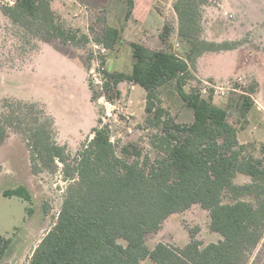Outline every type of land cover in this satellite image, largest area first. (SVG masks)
Returning <instances> with one entry per match:
<instances>
[{
	"label": "trees",
	"instance_id": "trees-1",
	"mask_svg": "<svg viewBox=\"0 0 264 264\" xmlns=\"http://www.w3.org/2000/svg\"><path fill=\"white\" fill-rule=\"evenodd\" d=\"M208 1L174 4L179 35L190 45L186 59L131 42V73L102 70L109 99L121 98V80L145 88L147 124L160 129L151 138L159 152L153 161L149 156L143 162L120 156L102 118L92 129L93 137L72 156L67 145L58 143L55 120L39 103L20 99L0 103V146L11 131L20 133L31 151L33 173L55 171L60 162L69 181L57 221L33 251L29 264H141L146 258L156 264H249L264 238V143L262 157L243 154L226 108L203 97L198 88L190 92L184 88L191 77L190 64L197 57L235 46L202 37V6ZM5 10L27 37L90 41L62 23L51 0H14ZM171 28L164 26V41ZM120 40L121 30L106 26L98 43L113 48ZM170 79L177 80L179 95L194 110L192 123L177 122L162 104L160 87ZM238 173L250 176L251 182L236 183ZM224 192L231 194V202H223ZM3 194L32 200L25 185ZM195 203L210 211L211 228L222 239L204 246L191 235L184 247L162 242L148 246L147 236L159 231L166 218ZM10 244L11 238L0 233V264Z\"/></svg>",
	"mask_w": 264,
	"mask_h": 264
},
{
	"label": "rangeland",
	"instance_id": "rangeland-1",
	"mask_svg": "<svg viewBox=\"0 0 264 264\" xmlns=\"http://www.w3.org/2000/svg\"><path fill=\"white\" fill-rule=\"evenodd\" d=\"M120 1L126 3L125 13L129 14L127 9L131 3L128 0ZM61 2L66 5L65 10H61L62 4L58 1L52 4L54 11L66 27L79 31V36L87 35L88 43L82 42V37L71 43H64L60 39L47 41L40 37H27L20 31L23 27L14 24L13 18L5 10L6 6L14 5V0H0V103L4 99L39 103L55 120L58 143L67 145L72 156L84 141L93 137L92 129L102 118V122L109 126L120 156L130 161L140 159L143 162L146 156L155 160L159 152L153 148L151 138L160 129L147 124L145 88L134 86V81L125 79L119 82V88L124 93L120 99H109L105 94L107 78L102 70L107 69L106 57L95 45L101 44L98 40L102 39L108 25L107 7L78 11L79 15H73L75 9L64 0ZM111 6L119 10V0H113ZM156 6L158 10L168 13L166 23L172 26L174 18L169 1L164 3L158 0ZM117 16L120 19L114 23L121 29V40L107 52L109 58L118 60L124 68L123 72H127L132 65V28H128L127 14L124 18L117 12ZM202 24L204 32L211 31L209 36L216 35L222 42L238 46L231 50L206 52L203 61L206 64L202 63L200 67L205 72H215L219 76L217 78L203 77L198 73L197 57L190 64L188 74L191 77L184 88L188 92L193 87L198 88L203 97L223 104L230 122L238 130L243 154L262 157L264 108L257 107L254 101L257 97L254 77L240 73L239 69L248 60L263 68L264 77V0H209L202 6ZM158 33L153 32L155 35ZM168 40L163 39V44L153 47L185 57V48L175 49L174 43L170 44ZM239 43L244 45L242 49ZM34 45H38L36 50L32 49ZM160 96L162 104L177 122L187 123V112L194 115V110L186 106L179 95L176 79L164 82L160 87ZM260 101L264 104V93L260 95ZM251 180L250 176L242 173H238L234 179L238 184L250 183ZM68 184L60 162L55 171L43 169L33 173L31 151L26 139L20 133L11 131L0 146V233L11 238L1 264H29L33 251L57 221ZM19 185L30 189L31 201L19 196H4L6 189ZM230 196L224 192L223 202H231ZM245 200L252 201V198L246 196ZM161 230L163 234L159 236L154 233L148 235L149 245L163 239L171 242L172 246L182 247L193 235L205 246L221 238L211 228L210 211L199 203L170 216ZM147 264L153 263L149 260ZM249 264H264V238Z\"/></svg>",
	"mask_w": 264,
	"mask_h": 264
},
{
	"label": "crops",
	"instance_id": "crops-1",
	"mask_svg": "<svg viewBox=\"0 0 264 264\" xmlns=\"http://www.w3.org/2000/svg\"><path fill=\"white\" fill-rule=\"evenodd\" d=\"M58 1H59V4H62L61 10L62 11L65 10L66 5H63L64 3H62V2L60 3L61 0H52L51 3L55 4ZM64 1L66 4L71 5L73 7V9H75V11L73 12V15H79L78 11L87 12L89 10L93 11V10H98L99 8H102V7H107V10H106L107 23H108L107 26H114V27L119 28L118 25L114 23L115 20L120 19V18H117L118 17L117 12H118L119 16H124V18H125V15L127 14L128 15L127 20L129 23L128 28H132L131 29L132 31H130V35L132 36L131 42H139V43H142V44H144L150 48H153V49H155L153 46L159 45L160 43L163 44V42H162L163 39L161 38V33L163 31L164 26L166 24H168V23H166L168 20L167 19L168 13L165 11H162V9L158 10V7L156 6V3L158 2V0H128V2L131 3V4H129L130 8L127 9V11L129 10V14L125 13L126 12L125 9L127 7L126 3H124L123 1H120V0H119V10H117L115 6H111L113 0H64ZM160 1L164 2V3H168V1H169L170 8H171L173 18H174V21L172 22L173 24L171 26L172 27L171 33L168 36L167 40L169 39L168 42L170 44H171V42L174 43L175 49H180V47H184L185 48L184 49L185 57H182L178 54L177 55L186 59L188 57V54L190 53V45L184 41V39L179 35V32H178L179 20H178V15L174 9V4L176 3L177 0H160ZM153 32H159L160 36H159V33L155 35V34H153ZM171 34H172V36H171ZM204 35H207L208 38H211L212 40L207 39ZM209 35H211L210 30L209 31L207 30L206 32L203 31V33H202V37H204V39H206V40L215 41V42H219V41L222 42V40H219V39H217V37H215L216 35H214V37L209 36ZM236 46H238V44L229 48V50L235 49ZM239 47H240V49H242L244 47V45L239 43ZM110 49L111 48H108V50H110ZM225 53L226 52H224L223 54H225ZM131 55H132V61H131L132 65H131L130 69L127 70L126 73H131V71H132V66H133V61H134L133 52H131ZM205 55H206V53L205 54L203 53L202 55H200L198 57V63H197L198 67H199L198 73L203 77L204 76H211L214 78L219 77L218 75H216L215 72H209L208 73V72H205L202 67H200L202 65V63H203V65L206 64V62H203L206 59ZM109 56H110L109 54H107V56H106V68H107L106 70L109 72H123L124 68H122V66L120 65V62L118 60H115V59H110ZM261 68L262 67H259L256 63L251 64L247 60L246 63H243L242 65H240L239 70H241L240 73H242V74L243 73L249 74V75H252L254 77V79L257 83V88L255 91V94L257 95V97L255 96L254 101H255V104L258 105L257 107H260V108L263 107L264 108V104L260 101V95L262 96V94L264 93V77H263ZM133 83H135L134 86H137V87L140 85L137 82H133ZM122 95H124V93ZM144 101H146V96H145ZM130 103H132V102L130 101ZM215 104H217V103H215ZM217 105L225 108V106L223 104H217ZM145 106H146V104H145ZM187 113H188L187 115L189 116V120L187 123H192L194 120V115L191 116L190 112H187ZM182 117L183 116H181V118ZM173 214H175V213H173ZM173 214H171L170 216H172ZM168 218H166L164 220V222ZM164 222H163V224H164ZM163 224H162V227H163ZM162 227L160 228L159 231L153 232V233L158 235V236L160 234H163V231L161 230ZM216 233H218V232H216ZM222 238L223 237L221 235V238H219V240ZM160 242L172 245V244H170L171 243L170 241H169L170 243H168L167 241H164L163 239H159L151 245H149V243L147 241V244L150 248H154ZM189 242L190 241L187 239V241L183 245H186ZM182 247H184V246H182ZM149 260L152 261L153 264H156L151 258H146V259L142 260L141 264H147Z\"/></svg>",
	"mask_w": 264,
	"mask_h": 264
},
{
	"label": "built area",
	"instance_id": "built-area-1",
	"mask_svg": "<svg viewBox=\"0 0 264 264\" xmlns=\"http://www.w3.org/2000/svg\"><path fill=\"white\" fill-rule=\"evenodd\" d=\"M95 47L97 49H100L101 53H103L105 55V57L107 56V54H108V52H107L108 48L107 47H105L103 44H96Z\"/></svg>",
	"mask_w": 264,
	"mask_h": 264
}]
</instances>
